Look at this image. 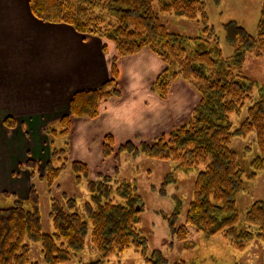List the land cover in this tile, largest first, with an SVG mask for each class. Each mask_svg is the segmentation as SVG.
<instances>
[{
  "label": "trees",
  "instance_id": "1",
  "mask_svg": "<svg viewBox=\"0 0 264 264\" xmlns=\"http://www.w3.org/2000/svg\"><path fill=\"white\" fill-rule=\"evenodd\" d=\"M27 1L36 19L64 24L78 34L99 38L104 42L103 49L110 43L115 53L109 79L96 88L75 92L69 101V113L44 128L50 154L39 180L45 182L49 191L70 165L77 181L83 177L87 181L90 200L84 206V217L77 212L72 199L62 203L51 198V231L45 232L34 186L27 200L0 193V264H35L30 259V243L39 244L46 264H67L75 259L81 264H103L131 248L140 250L151 264H166L163 257L154 254L151 258L146 253V240L138 229L141 210L136 206L141 200L137 188L128 182L111 183V176L90 181L85 164L70 161L68 148L53 147L51 139L57 135L68 139L72 118H97L100 105L120 95L118 60L144 49L164 64L151 88L156 95L165 99L171 85L182 81L195 92L198 102L187 122L150 143L120 147L115 160L121 149L134 148L149 159L176 163L183 171L203 166L194 180L184 222L172 226L173 235L184 241L188 227H192L205 236L221 233L236 249H243L253 234L238 231L236 200L245 191L246 180L264 170V91L253 99L256 87L243 71L247 56L264 57V0L254 35L233 21L224 25L225 41L231 50L228 56L209 23L205 0ZM162 15L195 22L200 33L186 37L170 32L161 20ZM244 108V119L233 129L230 116L240 115ZM3 125L8 129L15 126L12 118L4 119ZM252 133L258 153L249 160L248 169L243 170L231 144ZM113 153V139L106 135L102 155L109 158ZM35 165L33 161L27 165L32 178L38 175ZM245 222L258 226L256 238L264 241V202L251 205ZM87 245L99 253V260L83 262L77 258Z\"/></svg>",
  "mask_w": 264,
  "mask_h": 264
},
{
  "label": "crops",
  "instance_id": "2",
  "mask_svg": "<svg viewBox=\"0 0 264 264\" xmlns=\"http://www.w3.org/2000/svg\"><path fill=\"white\" fill-rule=\"evenodd\" d=\"M103 45L70 26L36 19L27 0H0V193L20 197L27 186L23 199L28 197L33 186L28 162L38 173L50 154L46 124L69 113L75 92L96 88L110 77L115 49ZM162 68L148 49L120 58V95L102 103L95 119H71L69 160L91 169L110 159L102 155L106 135L116 147L150 143L184 122L198 96L176 81L168 97L159 99L151 88ZM6 118L13 119V129L3 125Z\"/></svg>",
  "mask_w": 264,
  "mask_h": 264
},
{
  "label": "rangeland",
  "instance_id": "3",
  "mask_svg": "<svg viewBox=\"0 0 264 264\" xmlns=\"http://www.w3.org/2000/svg\"><path fill=\"white\" fill-rule=\"evenodd\" d=\"M205 2L209 23L220 38V44L225 56L231 53L230 47L225 41V24L233 21L243 27L249 34L254 35L256 33L261 0H205ZM161 20L170 32L186 37H195L200 33L199 27L195 22L184 18L162 15ZM107 44L111 45L110 43ZM162 65L163 70L164 64L162 63ZM243 72L249 83L256 87L252 94V98L255 99L257 93L264 91V57L254 58L247 56ZM168 95L169 93L167 97ZM157 97L161 99L158 95ZM245 111L246 108L242 110L240 115L233 114L230 116L233 129L239 127L245 117ZM187 115L188 113H185V116ZM187 119L184 122H187ZM51 139L53 147L68 148L67 138L57 135ZM113 144L114 153L109 157L110 159L104 160L99 165L94 164L98 166H94L91 169L86 166L88 176L92 182H95L98 176H111V183H115L114 181L128 182L137 188L141 200L136 206V208L141 210L138 229L146 240V253L148 256L151 258L154 254L157 257L161 256L166 261V264L181 262L185 264H264V241L256 238V234L259 232L258 226L245 222L246 212L251 205L254 202H264V170L259 172L254 178L246 180L245 191L236 200V207L239 213V221L236 227L240 232L253 234L252 239L244 244L243 249H236L221 233L214 236H205L195 231L192 227H188L189 233L186 239L178 241L173 235L172 226L178 227L184 222L187 206L193 192L194 180L197 173L203 170V166L183 171L176 166V163L149 159L140 150L134 148L121 149L115 160V154L120 147L126 144L138 147L140 144L127 142L120 147H116L114 140ZM231 147L237 153L241 169L247 170L249 160L254 154L258 153L255 134L252 133L246 138L235 139ZM42 172L44 174L43 165H41L38 175L34 176L32 184L36 186L35 188L39 195V212L43 231H51L48 217L51 198L57 199L62 203L66 199H72L77 212L84 217V206L90 200L86 179L83 177L80 181H77L76 174L71 170V166L67 165L48 191L45 182L39 180L43 176ZM26 191L27 186L24 188L23 193H20V197L16 196V198L27 200L29 193L28 197L23 199L27 196ZM29 253L32 263L46 264L39 244L30 243ZM77 258H80L83 262L96 261L99 260V253L90 245H87L85 250L77 255ZM67 264L81 263L75 259ZM103 264H151V262L143 257L140 250L136 251L131 248L120 256L109 258Z\"/></svg>",
  "mask_w": 264,
  "mask_h": 264
}]
</instances>
